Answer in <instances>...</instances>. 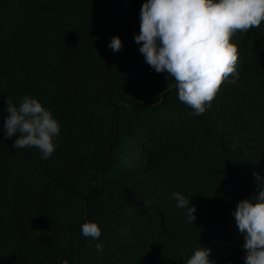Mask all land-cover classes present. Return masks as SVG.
Wrapping results in <instances>:
<instances>
[{"label":"trees","instance_id":"obj_1","mask_svg":"<svg viewBox=\"0 0 264 264\" xmlns=\"http://www.w3.org/2000/svg\"><path fill=\"white\" fill-rule=\"evenodd\" d=\"M143 3L0 0V264H186L200 247L245 264L232 213L264 178V22L232 37L235 72L195 116L139 51ZM24 95L60 124L48 159L4 136L7 97Z\"/></svg>","mask_w":264,"mask_h":264},{"label":"clouds","instance_id":"obj_2","mask_svg":"<svg viewBox=\"0 0 264 264\" xmlns=\"http://www.w3.org/2000/svg\"><path fill=\"white\" fill-rule=\"evenodd\" d=\"M264 22V0H144L140 10V31L134 36L146 63L157 73L166 72L175 81L178 98L199 116L210 107L223 82L235 72L238 48L232 37L247 33ZM122 49L119 36L109 45ZM7 116L3 122L5 138L16 134L15 149L36 147L43 159L54 153L60 124L51 110L38 98L24 95L17 105L7 97ZM255 195L242 199L232 213L240 233L244 234L245 264H264V178L254 173ZM176 207L186 210L189 223L196 208L180 192H173ZM151 202L146 201L145 207ZM85 237L98 240L101 228L96 222L82 224ZM97 252L102 244L95 245ZM211 249L200 247L186 264H215ZM67 264V262H65Z\"/></svg>","mask_w":264,"mask_h":264}]
</instances>
